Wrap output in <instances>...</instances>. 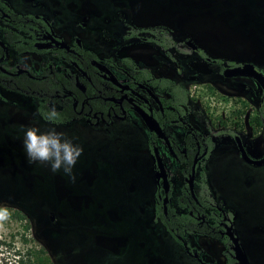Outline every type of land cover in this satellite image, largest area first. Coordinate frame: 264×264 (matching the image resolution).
<instances>
[{
	"label": "rangeland",
	"instance_id": "374dc122",
	"mask_svg": "<svg viewBox=\"0 0 264 264\" xmlns=\"http://www.w3.org/2000/svg\"><path fill=\"white\" fill-rule=\"evenodd\" d=\"M9 1L18 11L44 15L60 29H72L70 24L86 17V28L80 32L86 47L104 57L136 54L141 62H160L155 68L164 75L175 76L174 69L151 46H141L138 52L129 45L113 50L123 33V21L141 27L168 26L190 36L212 57L252 62L264 73V0ZM11 57L10 63H23L13 52ZM24 59L33 66L45 61L43 56ZM181 59L185 58L178 56V64L186 65ZM189 65L192 71L184 72L191 78L184 85L191 99L214 91L232 101L226 117H212L209 123L215 129H239L251 153L260 157L264 135L256 123L262 94L258 85L248 78H209L213 71L207 64ZM3 94L0 264H18L20 253L27 252L31 264H196L153 221L156 183L139 133L130 132L123 123L107 129L85 122L55 126L36 114L35 99ZM192 121L197 124L195 118ZM31 124L54 127L80 144L83 151L74 168V183L46 165L27 162L21 126ZM242 162L236 143L226 137L208 165L215 192L229 198L238 210L237 231L251 263L264 264V166L246 170L250 166ZM203 241L207 247L203 253L222 264L221 244Z\"/></svg>",
	"mask_w": 264,
	"mask_h": 264
},
{
	"label": "flooded vegetation",
	"instance_id": "af4514ba",
	"mask_svg": "<svg viewBox=\"0 0 264 264\" xmlns=\"http://www.w3.org/2000/svg\"><path fill=\"white\" fill-rule=\"evenodd\" d=\"M9 3L16 13L31 16V18H27L26 20L30 23L29 31L22 30L21 33L26 39L25 43L28 44L30 42L33 50L18 54L10 46L5 36L6 31L4 30L6 28L16 30V28L0 20V40L4 43V45H0V65L6 68L9 73H4L1 70L0 72L10 77L26 75L30 78H43L51 81V93L49 95H53V100L51 102L52 109L59 111L62 110L64 106L71 105L74 113L78 117L69 124L56 125L48 122L52 125L65 126L73 123L85 122L91 127H103L107 129L115 126L117 123H123L128 127L130 132L139 133V137L141 136L145 140L146 148L153 165L152 171L156 183L154 223L161 224L173 242L196 264L221 263L219 260L215 262L208 259V253H203L202 248L207 249V247L204 246V239H212L221 244L223 248L221 251L223 258L222 264H239L238 260L235 258L233 243L225 234L226 226L233 225V232L239 237L245 249L237 231L238 210L235 205L231 203L232 201L229 198L224 197L221 193L218 194L215 192L213 184H210L211 174L208 164L212 160L215 152L219 150L221 140L226 137L236 143L239 156L243 161L242 163H246L250 166L249 168H244L246 170L261 168L264 164L255 165L246 161L240 151V145H242L246 154L253 160L264 158V151L260 157L252 154L249 146L243 141L242 133L239 129H215L209 123L212 117H226V113L229 111L232 101L230 100V103H228L224 96L218 95L214 91H206L207 95H196L194 99H191L189 91L184 85V82L188 81L191 77L185 74L184 69L187 68L188 71H192V67L189 64L200 61L207 64L213 71V75L207 76L209 78H248L254 81L262 92L257 106V130L264 135V86L254 78L243 76L226 77L224 75L226 69L241 66L245 62L212 57L201 49L187 34H183L185 37L181 38L183 41L182 48L184 50L174 52L175 59H170L161 48L149 42L146 38H143V40L136 38L123 42L122 36L125 34L126 30L124 23H131L123 21L121 24L123 33L120 36V41L112 45L113 50L116 52L123 45H129L131 49L134 48L135 51L138 52L137 48H141V46H151L161 52L169 65L174 69L175 76L164 75L155 68L160 62L156 64L141 62L135 57L136 54L116 56L115 53H112L104 57L100 56L93 48L86 47V43L80 33L86 28L85 21L88 20L86 17L83 18L84 21L70 24L72 29H67L69 27L60 29L56 28L54 22L44 15L18 11L10 1ZM186 36L189 38H186ZM189 41L192 42L196 48H193ZM60 43H65L67 47H63ZM11 52L14 53L15 58H22L23 63L18 60L10 63V61H13ZM89 52H92L93 55L88 54ZM203 52L209 56V59L202 57ZM32 56H43L45 61L37 66L29 65L27 59L24 58H31ZM178 56L179 58H185L181 60H183L186 65L178 64ZM123 57L131 58L138 65L150 69L151 74L156 78H170L178 82L186 89L189 102L193 107L192 110L188 113V109L184 107V113L182 114L174 107L167 105L165 101L171 98V94L161 93L153 88L150 84V77L143 79L139 77V72L133 73L128 69L121 70L117 68L114 64V60H119ZM188 57H192L196 59V61L187 60ZM218 59L231 60L234 64L220 65L217 63ZM28 60L30 61L31 59ZM255 67L264 76V73L257 66ZM59 76L70 79L71 87L69 89L63 87L62 91H59L58 87L55 86L57 82L56 79ZM3 91L15 95H22L0 86V95L2 96L4 95ZM30 98L35 99L37 104L36 98ZM143 116L150 119L152 118L154 122L162 128L164 134L169 139L171 147H169L164 139L159 138L158 135L149 128ZM192 118H195L197 124L192 121ZM188 136L191 137L190 143L195 144V148L190 152H188L186 144ZM213 143L215 146L211 149ZM154 148H157L167 173V192L163 186V180L157 177L158 166L154 157ZM182 157H186L187 159L191 157V162L189 160L191 165H189L190 163H188V161L183 162L181 160ZM195 160L197 161L195 164L196 171L193 195L188 185V179L191 175ZM203 162V167L207 173L208 186L216 201V205L212 207H204L197 198V182L199 181V172ZM184 191L189 192L197 205V207L194 206L190 211L181 209L178 205V199ZM166 196H168L167 202H165ZM172 200H174V203H172ZM157 208H159L166 217L172 208L177 209L178 214L189 212L190 215L195 218L197 226L206 227L208 231L216 236L192 233L189 231V229L193 227L191 225V227L185 226L183 232L179 233V240H176L169 234L163 223L156 220ZM229 259H231L232 262H230ZM248 260L250 264H252L249 256Z\"/></svg>",
	"mask_w": 264,
	"mask_h": 264
},
{
	"label": "trees",
	"instance_id": "16d2710c",
	"mask_svg": "<svg viewBox=\"0 0 264 264\" xmlns=\"http://www.w3.org/2000/svg\"><path fill=\"white\" fill-rule=\"evenodd\" d=\"M27 18H31V16L16 13L11 7L8 0H0V20L16 28V30H13L11 28L4 29L6 31L5 36L10 46L18 54L33 50L30 42L28 44L25 43L26 39L21 33L22 30L29 31L30 23L26 21ZM124 27L126 28V30L125 34H123L122 36L123 42L136 38L139 40H143V38H146L149 42L161 48L165 55L173 60L175 59L174 52L184 50L182 48L183 41L181 40V38H184L185 36L183 34L175 32L167 26L155 25L147 27H136L131 23H124ZM186 38L189 37L186 36ZM88 54L93 55L92 52H89ZM202 57L205 59H209V56L204 52L202 53ZM217 63L220 65L234 64L233 61L226 59H218ZM114 64L121 70L128 69L133 73L139 72V77H142L143 79H147L148 77H150V84L153 88L161 93L171 94V98L165 101L167 105L174 107L182 114L184 113V107L188 109V113L192 110L193 107L189 102L186 89L183 88L175 80L170 78H156L151 74L150 69L138 65L134 60L128 57H123L119 60L115 59ZM56 81L57 82L55 83V86L58 87L59 91H62L63 87H66L68 89L71 87L70 79H66L63 76H59ZM50 85L51 81H49L48 79L30 78L26 75L10 77L0 72V86L4 87L7 90L18 92L24 96L36 98V113L43 120L56 125L69 124L76 120L78 117L74 113L71 105L64 106L62 110L59 111L55 110V116L51 120L47 118L48 113L52 110L51 102L53 100V95H49L51 93ZM0 97L2 100L6 101V99L2 95H0ZM190 139L191 137L188 136L186 140L188 152L195 148V144H191ZM214 146L215 145L213 143L211 145V149H213ZM181 160L183 162L188 161V163H190L191 157L190 159L182 157ZM189 165H191V163ZM201 165L202 168L199 172V181L197 182V198L200 203L204 205V207H212L216 205V201L214 200L211 190L208 186L207 173L203 167L204 162ZM178 205L181 209H187L188 211L192 210L194 206L197 207L193 197L187 191H184L183 194L179 197ZM15 215L19 219L23 218V216L18 212H15ZM155 218L156 220L163 223L169 234L176 240H179V233L183 232V228L185 226L191 227V225L193 227H191L189 231H191L192 233L216 236L208 231L206 227L197 226L195 218L191 216L189 212L178 214L177 209L172 208L169 211L168 216L166 217L164 213L159 208H157ZM229 261L232 262L231 259H229ZM18 264H31L30 254L28 252L26 254L20 253Z\"/></svg>",
	"mask_w": 264,
	"mask_h": 264
},
{
	"label": "clouds",
	"instance_id": "9594fccd",
	"mask_svg": "<svg viewBox=\"0 0 264 264\" xmlns=\"http://www.w3.org/2000/svg\"><path fill=\"white\" fill-rule=\"evenodd\" d=\"M55 116L52 109L47 118ZM21 144L29 164L46 165L52 173H63L69 182L74 183V168L82 154V147L73 137L54 127L41 128L38 124L22 125Z\"/></svg>",
	"mask_w": 264,
	"mask_h": 264
},
{
	"label": "water",
	"instance_id": "95a60500",
	"mask_svg": "<svg viewBox=\"0 0 264 264\" xmlns=\"http://www.w3.org/2000/svg\"><path fill=\"white\" fill-rule=\"evenodd\" d=\"M190 45L193 48H196V46L190 42ZM0 45H4V43L0 40ZM60 45H62L63 47H67V45L65 43H60ZM0 70L4 73H9V71L4 68L3 66L0 65ZM224 75L226 77H239V76H243V77H250V78H254L256 79L261 85L264 86V76L261 72H259L256 67L254 66L253 63L251 62H245L243 63L241 66H237L234 68H228L225 70ZM147 125L149 126V128L154 131L159 138H162L166 141V143L170 146V142L169 139L166 137V135L164 134L163 130L161 127H159L157 125V123L154 122V120L151 118H147L146 116H143ZM240 151L242 153L243 158L248 161L249 163H253L255 165H262L264 164V158L260 159V160H253L251 159L245 152L244 148L242 147V145H240ZM154 157L157 161V166H158V172H157V177L159 179L163 180V186L166 190V192L168 191V180H167V173L163 164V160L160 157V155L158 154L157 148H154ZM196 161L194 162L193 166H192V172L191 175L188 179V185L189 188L191 190V193L194 195L193 192V187H194V179H195V164ZM168 200V196L165 197V202H167ZM50 219L52 221H54L55 216L51 215ZM225 234L230 238L231 242L233 243V249L235 252V258L238 260L239 264H250L249 260H248V256L247 253L245 251V249L243 248L239 237H237L235 235V233L233 232V225L230 226H226V232Z\"/></svg>",
	"mask_w": 264,
	"mask_h": 264
},
{
	"label": "crops",
	"instance_id": "0c3cea01",
	"mask_svg": "<svg viewBox=\"0 0 264 264\" xmlns=\"http://www.w3.org/2000/svg\"><path fill=\"white\" fill-rule=\"evenodd\" d=\"M214 182L216 183V180L214 178ZM210 184L212 185L213 184V178L210 177Z\"/></svg>",
	"mask_w": 264,
	"mask_h": 264
}]
</instances>
